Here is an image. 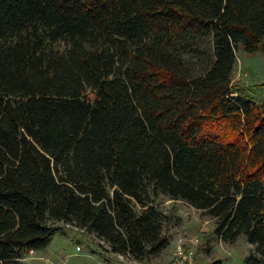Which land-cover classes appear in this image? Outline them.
I'll return each mask as SVG.
<instances>
[{"label":"trees","instance_id":"obj_1","mask_svg":"<svg viewBox=\"0 0 264 264\" xmlns=\"http://www.w3.org/2000/svg\"><path fill=\"white\" fill-rule=\"evenodd\" d=\"M239 48L264 54V0H0V264L63 227L155 257L161 198L264 264V103L233 96Z\"/></svg>","mask_w":264,"mask_h":264},{"label":"rangeland","instance_id":"obj_2","mask_svg":"<svg viewBox=\"0 0 264 264\" xmlns=\"http://www.w3.org/2000/svg\"><path fill=\"white\" fill-rule=\"evenodd\" d=\"M232 91L233 96H246L256 104L264 103V54L262 52L248 54L241 48L236 50ZM158 203L159 209L167 215H172L173 219L166 231L170 244L155 257L142 262L127 257L119 260L118 255L109 252L107 246L102 245L94 236L72 227H63L55 234L46 250L37 251L36 255H43L46 252L58 253L62 257L61 261L66 260L65 264H174L173 254L181 238L198 240V244L193 247L194 262L200 254L205 263L220 261L221 264H243L245 257L253 251V247L246 243L243 236H239L232 244L219 241L212 234L214 221L201 215L192 207L182 202H172L162 198L158 200ZM26 256L27 254L21 261H24ZM56 259L53 257L51 261L60 262ZM28 264H38V261H31Z\"/></svg>","mask_w":264,"mask_h":264},{"label":"built area","instance_id":"obj_3","mask_svg":"<svg viewBox=\"0 0 264 264\" xmlns=\"http://www.w3.org/2000/svg\"><path fill=\"white\" fill-rule=\"evenodd\" d=\"M198 244L197 239H185L181 238L177 242L173 254L174 264H193L194 263V249ZM187 245V246H186ZM78 249V248H77ZM119 260H124V256L118 255ZM41 264H65L66 260L60 261L58 263L49 260L48 258L41 259Z\"/></svg>","mask_w":264,"mask_h":264},{"label":"crops","instance_id":"obj_4","mask_svg":"<svg viewBox=\"0 0 264 264\" xmlns=\"http://www.w3.org/2000/svg\"><path fill=\"white\" fill-rule=\"evenodd\" d=\"M47 248V247H46ZM46 248L44 249V250H46ZM195 253V252H194ZM53 257H56L57 259L56 260H58V261H61V259H62V257L61 256H59V254L58 253H45V254H43V255H36V252H29V253H27V256H26V259H24V261H21V263H23V264H28V263H30L31 261H38V264L41 262L40 260L41 259H44V258H48L49 260H53ZM203 258L200 256V254L196 257V259H195V262H194V264H210L211 263V261H208V263L206 262H204V259H203V262L201 263V260H202Z\"/></svg>","mask_w":264,"mask_h":264}]
</instances>
